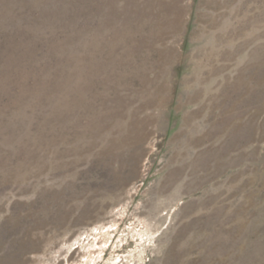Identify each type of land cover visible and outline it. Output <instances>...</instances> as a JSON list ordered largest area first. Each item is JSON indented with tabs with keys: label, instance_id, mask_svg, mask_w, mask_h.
<instances>
[{
	"label": "rangeland",
	"instance_id": "obj_1",
	"mask_svg": "<svg viewBox=\"0 0 264 264\" xmlns=\"http://www.w3.org/2000/svg\"><path fill=\"white\" fill-rule=\"evenodd\" d=\"M0 264H264V0H0Z\"/></svg>",
	"mask_w": 264,
	"mask_h": 264
}]
</instances>
